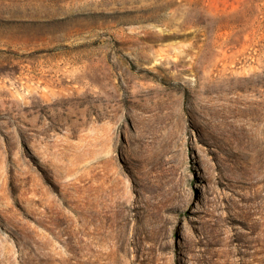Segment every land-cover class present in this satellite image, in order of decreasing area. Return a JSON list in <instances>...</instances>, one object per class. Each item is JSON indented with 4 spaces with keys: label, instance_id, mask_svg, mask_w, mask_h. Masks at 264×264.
<instances>
[{
    "label": "rangeland",
    "instance_id": "374dc122",
    "mask_svg": "<svg viewBox=\"0 0 264 264\" xmlns=\"http://www.w3.org/2000/svg\"><path fill=\"white\" fill-rule=\"evenodd\" d=\"M0 264H264V0H0Z\"/></svg>",
    "mask_w": 264,
    "mask_h": 264
}]
</instances>
